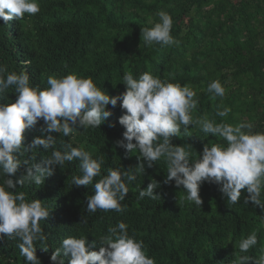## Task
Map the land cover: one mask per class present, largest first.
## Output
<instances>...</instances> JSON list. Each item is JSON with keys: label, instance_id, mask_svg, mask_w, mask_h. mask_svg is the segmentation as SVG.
<instances>
[{"label": "trees", "instance_id": "trees-1", "mask_svg": "<svg viewBox=\"0 0 264 264\" xmlns=\"http://www.w3.org/2000/svg\"><path fill=\"white\" fill-rule=\"evenodd\" d=\"M40 12L10 20H0V65L8 72L20 73L27 68L35 81L44 73L67 75L77 73L91 77L110 96L125 91L123 74L135 76L151 72L163 81L189 84L197 93L198 106L192 111L194 119L207 117L216 123H252L254 132H264V0H39ZM165 11L174 21L171 34L178 46H146L142 29L159 21L157 13ZM35 24H45L56 39L38 34ZM62 48V49H61ZM219 79L226 89L223 98L210 99L205 91L208 83ZM16 99L14 88L0 93V104ZM109 106H111L109 104ZM218 106H220L218 108ZM231 109L226 117L217 116L218 110ZM112 111L109 128H88L69 137L52 133L56 148L63 151L64 143L73 147L83 145L93 158L103 156L102 174L108 168L135 167L136 154L125 156L117 146L122 139L123 126L118 118L123 114L120 102ZM25 130L24 147L40 135ZM46 135V134H45ZM171 143L182 145L199 159L204 145L226 144L189 125L187 133ZM52 149H33L21 159L35 157L36 163L51 156ZM31 162V161H30ZM143 162V161H140ZM27 166L11 176L14 181L24 174ZM79 161L55 166L53 174L43 185H17L29 199H39L50 215L41 222L47 235L48 250L36 249L41 264H51L50 256L68 236H85L91 250H99V238L109 227L123 221L130 235L143 240L148 255L156 264H232L238 255L258 258L264 249V208L244 203L247 193L232 205L222 197L219 185L202 183L200 207L183 201L186 192L174 181L164 183L167 165L161 159L145 174L129 185V193L122 203L123 213L86 211V198L94 195L92 186L72 185V177L81 175ZM149 177L160 187L155 191L160 198L138 200V189H144ZM96 179H99L96 178ZM2 182V179H0ZM95 182V181H94ZM83 221H86L84 223ZM253 231L258 233V244L248 253L239 252V241ZM18 240L0 239V264H25L20 255ZM65 264L68 259L65 258ZM248 264H252L249 261Z\"/></svg>", "mask_w": 264, "mask_h": 264}, {"label": "clouds", "instance_id": "clouds-1", "mask_svg": "<svg viewBox=\"0 0 264 264\" xmlns=\"http://www.w3.org/2000/svg\"><path fill=\"white\" fill-rule=\"evenodd\" d=\"M40 10L39 0H0V20L5 25L10 20L23 19L26 14L34 16ZM157 15L158 22L141 30L145 45L178 46L179 41L171 34L172 16L165 11ZM35 25L34 30L43 37L57 38L45 24ZM26 71L27 68L20 73L8 72L0 65V93L11 87L16 94L14 102L0 104V239L18 240L17 247L25 264H41L36 249L48 250V237L41 222L49 217L50 211L41 200L29 199L24 191L17 192V185H43L45 178L53 174L54 167H63L66 162L79 161L82 174L72 177V185L92 186L95 190L94 195L86 198L88 213L97 210L123 213L122 201L129 193V185L137 176L145 174V164L151 168L161 159L167 165L164 183L174 181L177 187L182 186L186 192L183 201L200 207L203 203L200 187L207 182L218 184L229 204H237L244 190L247 193L245 204L250 201L254 207L264 208V132H254L250 122L230 124L216 123L207 117L194 119L192 111L197 108L198 99L191 85L163 81L148 71L135 77L127 71L122 77L125 91L110 96L91 77L77 73H44L35 81ZM205 91L211 100L226 95L219 79L208 83ZM118 101L123 110L118 123L124 131L116 144L125 150L126 157L136 154L135 167L108 168L105 175L101 171L105 163L103 156L93 158L83 145L73 147L62 142L63 151L56 148V137L52 133L69 137L78 133L77 127L81 130L100 125L114 127L110 116ZM230 111L223 106L216 115L226 117ZM41 119L40 135L24 147L25 130L36 131ZM189 125L222 138L226 144H206L199 159L193 160L190 150L171 143L173 137L181 136L182 129L187 133ZM37 148L45 152L52 149L51 156L42 163H36L35 157L21 159L26 152ZM22 165L27 166L24 174L14 181L10 177ZM159 187L160 183L149 177L147 187L138 189L137 199L160 198L155 191ZM98 242L99 250L95 251L91 250L93 245L85 236L65 237L52 252L51 264H65V258L68 264H156L155 258L148 255L144 241L130 235L123 221L109 227ZM257 244L258 233L253 231L239 241V252L248 253ZM249 261L264 264V249L258 258L238 255L232 264H248Z\"/></svg>", "mask_w": 264, "mask_h": 264}]
</instances>
